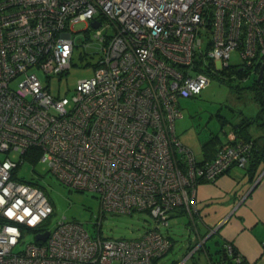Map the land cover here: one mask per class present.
Returning <instances> with one entry per match:
<instances>
[{"label":"built area","instance_id":"1","mask_svg":"<svg viewBox=\"0 0 264 264\" xmlns=\"http://www.w3.org/2000/svg\"><path fill=\"white\" fill-rule=\"evenodd\" d=\"M79 22L86 26L77 42ZM76 49L97 56L93 74L70 95H53L49 80L68 73ZM232 50L242 70L258 75L264 0H0V264L162 257L170 214L181 208L193 219L196 186L245 168L252 153V139H237L198 160L175 132L179 100L228 67ZM31 152L64 186L97 195L96 235L65 217L43 228L52 204L42 187L16 176ZM136 211L153 220L139 236L100 235L106 214Z\"/></svg>","mask_w":264,"mask_h":264},{"label":"rangeland","instance_id":"2","mask_svg":"<svg viewBox=\"0 0 264 264\" xmlns=\"http://www.w3.org/2000/svg\"><path fill=\"white\" fill-rule=\"evenodd\" d=\"M85 26L84 22L75 25L76 30L80 29L77 42H80L84 33L82 29ZM81 55L80 50L76 49L73 64L68 73L51 77L48 86L53 95H70L76 88L78 80L93 74V67L90 64L95 63L97 56L91 57L86 54L82 57ZM227 61L229 66L211 75L209 83L200 93L179 100L182 116L175 121V132L179 140L194 153L198 160L204 156L202 145L214 134L224 138L225 133L230 131L232 123L237 122L238 119L245 120L253 117L256 124L264 121V109L253 90L257 75L253 69L248 70L243 78L230 72L231 68H239L242 63L237 50L230 52ZM37 73L40 80L45 82V74L39 70ZM252 130V135L256 137L258 145H261L262 138L258 137L257 133L264 134V127L259 129L254 125ZM16 176L19 179L37 183L44 189L52 204L53 213L45 221L44 229H52L59 219L65 217L67 220L80 222L91 235L97 234L96 223L97 216L100 214V201L95 193L64 186L49 172L46 162L33 163L24 160L17 168ZM152 224L150 215L144 211H136L132 214H106L101 221L100 235L133 238L139 236ZM195 224L201 231L202 225L199 220H195ZM161 230L170 238L171 246L165 255L156 260V264H169L172 261L182 262V264H205L204 257L201 258L198 251L190 257L192 246L198 241L196 228L190 216L184 212L174 213L169 218V224ZM30 238V234H26L23 237V244Z\"/></svg>","mask_w":264,"mask_h":264},{"label":"crops","instance_id":"3","mask_svg":"<svg viewBox=\"0 0 264 264\" xmlns=\"http://www.w3.org/2000/svg\"><path fill=\"white\" fill-rule=\"evenodd\" d=\"M239 120L234 124H239L242 119ZM254 125L259 129L264 127L252 123L239 131L231 125L224 138L217 135V146L250 137L255 140L253 155H260L264 151V134L257 133L262 138V144L258 145L256 137L252 135ZM202 159L204 156L200 160ZM248 166H232L215 182H200L196 186V211L193 219H190L196 228L198 241L192 246L191 254L202 243H206L208 251H198L201 258L204 257L205 264H210L207 253L216 257L215 251L224 243L234 246L247 264H264V157H259L251 169ZM180 209L176 208L171 216L178 214ZM195 220H199L202 225L201 231L197 229Z\"/></svg>","mask_w":264,"mask_h":264},{"label":"trees","instance_id":"4","mask_svg":"<svg viewBox=\"0 0 264 264\" xmlns=\"http://www.w3.org/2000/svg\"><path fill=\"white\" fill-rule=\"evenodd\" d=\"M222 70H224V68ZM230 72L235 74L239 78H243L247 74V70H242L241 67H239V68H231ZM211 75H214V74H211ZM253 90H254L256 98L260 101V103L262 105V109H264V80H262V79L261 80H257V78H256L255 81H254V84H253ZM252 123H255V118L249 117V118H246L245 120H241V122L239 124L232 123V126L234 128L239 129V131H241L244 128L246 129ZM262 123H264V121L259 122L257 124H262ZM218 139H219L218 136L216 134H214L207 142H205L202 145V149H203V153H204V159H210V158H212L214 156L215 151L218 148V146H217V144L219 142ZM244 139H250V137H244ZM253 143H254V145H253L252 152L255 151V148H254L255 140H253ZM26 157H27L26 160H29V161H31L33 163L37 162L36 161L37 154H35L34 152L33 153L32 152L29 153ZM259 157H264V151H262L261 154L258 155V156L257 155H253V153H251L250 156H249V159H248V162H247L246 166L249 165L248 167H249V169H251V167H253L255 165V163L258 161ZM35 184H37V183H35ZM178 211L184 212L182 209H180ZM171 214H170V216H171ZM227 245L228 244L224 243V244H222L220 246L219 250L215 251L216 257H212L213 254L207 253V257H208V260H209L210 264H235V263L236 264L237 263L238 264H247L242 259L239 262H236L235 258L237 256V251H236L235 247L231 245L230 250H228ZM201 250L208 251L206 243H202V245H200L194 252L201 251ZM194 252L190 255V257L194 256ZM156 260H154V264H156ZM176 262L177 261H172L169 264H176Z\"/></svg>","mask_w":264,"mask_h":264},{"label":"water","instance_id":"5","mask_svg":"<svg viewBox=\"0 0 264 264\" xmlns=\"http://www.w3.org/2000/svg\"><path fill=\"white\" fill-rule=\"evenodd\" d=\"M97 25H98L97 23H94L93 24L94 27H97ZM262 76H264V65H262L261 68H260V70H259V73L257 75V80H261L262 79ZM47 236H48V231H46V232H44L42 234H38L36 236V238L38 240H45Z\"/></svg>","mask_w":264,"mask_h":264}]
</instances>
